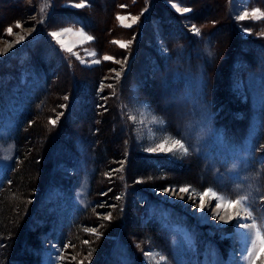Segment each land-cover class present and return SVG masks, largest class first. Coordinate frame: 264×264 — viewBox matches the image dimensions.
<instances>
[{
  "label": "rangeland",
  "instance_id": "rangeland-1",
  "mask_svg": "<svg viewBox=\"0 0 264 264\" xmlns=\"http://www.w3.org/2000/svg\"><path fill=\"white\" fill-rule=\"evenodd\" d=\"M96 1L94 0V3ZM115 1L118 6L112 17L103 14L101 21H98L94 20L96 12H88L91 21L97 24L98 43L105 50L103 54H99L91 44L92 40H84V37L79 35L82 31L85 36H91L89 33L81 26L62 21L64 12L79 9L74 5L82 2L86 4L84 0H0V66L3 70L7 69L5 74L0 72V183L15 159L13 131L18 116L24 111L26 103L36 90L44 86L43 80L32 73V69L36 67L26 61L29 46L45 42V46L41 45L44 47L42 54L46 47L56 56L65 53L67 65H64L66 69L63 75L67 77L71 67L79 75L74 78L76 84L71 86L72 90L67 86L51 116L46 119L48 126L54 128L52 134L56 133L58 139L52 154H58L60 162L57 166L54 164L52 169L48 168L47 172L50 173L41 175L42 182H47L48 174L52 179L45 184V194L40 195L42 202L38 207L42 213L46 209L55 212L56 217L54 213L53 220L50 221L37 213L34 215L35 221L31 229L40 228L34 234L33 242L38 249L35 254H26L28 261L35 262L37 253H40V264H44L45 260L47 264H92L95 258L94 247L104 244L101 254L105 255L109 251L114 254L112 259L122 262L124 251L121 243L129 238L130 241H135L133 250L140 254L142 264H249L244 257L247 255L246 247L250 244L235 239L237 224L234 220L224 223L220 219L215 221L209 217L199 218V194L206 189H213L219 195L233 199L238 194H248L249 203L256 210L254 215L258 218L264 216V149L261 147L255 151L258 140L264 136V117L261 114V111H264V50H258L259 53L254 54L251 51L246 53L245 46L246 41L250 44L249 40H264V18L253 19L251 15L253 8L264 12L263 2L154 0L151 7L152 0ZM100 2L102 0H98L96 6H100ZM108 2L109 0H106L104 7ZM227 2L234 30L222 19ZM53 7L55 9L52 11ZM177 7H187L191 11L178 12ZM167 10L181 21L180 25L194 40L197 47L191 45V51L202 55L201 59H207V62L202 64L199 59L197 65L196 58L187 56V39L184 43H173L170 50H167L163 41L164 35L160 33ZM244 12H248V16L238 20L237 17ZM118 15L127 17L124 23L132 24V17H136L137 21L131 27H124L117 20ZM203 17H208L205 19L206 24L204 20L202 23L197 22ZM211 21L216 25L211 24ZM17 22L22 25L20 28L16 27ZM192 25L200 29L199 35L192 32ZM212 26H218L226 39V45L222 44V49L220 48L222 55L215 62L214 58H211L214 54V44L207 32ZM9 27L12 28L11 35L6 31ZM141 30L146 34L141 36V40L136 44ZM52 32L61 34L58 38H53ZM20 36L25 39L17 43ZM113 41L131 43L127 48H121ZM262 43L264 45V41ZM143 45L144 48L152 49L159 57L166 58L172 50L169 65L165 67L164 72L169 73L165 74L170 76L171 80L170 87L168 85L167 88L176 92L174 96L163 95L165 82L160 85L162 90L159 91L158 74L153 61L144 55L140 56L144 51ZM258 45L261 46V42ZM234 46H237L238 54L232 63V73L226 78L224 71ZM68 48H71L72 52L67 51ZM132 49L136 50L137 56L132 74L126 80L122 77V72L124 73L128 66V56L131 55ZM46 52L50 53L48 50ZM241 52L246 55L240 58ZM105 56H111L113 59L105 60ZM96 60L100 62L95 63ZM205 64L209 67H205ZM56 66L59 67L58 64ZM98 70L101 74L92 89L83 79H93L96 74L94 72H99ZM118 72L119 78L116 75ZM151 81L155 84L153 89H150ZM207 81L213 87L218 84L222 95L229 90L231 95L228 100L235 106L234 109L231 108L228 102V107L234 114L230 120L233 117L238 119L235 125L229 123V120L218 119L217 126L215 119L218 110L227 107L219 102L216 108L214 104H206L203 90ZM91 93L96 97V114L100 116L106 113L109 117L110 130L107 138L112 140L117 156L113 159L114 165L105 171L109 179L107 191L116 188L119 194L112 201H108L109 203L107 200L101 201L98 207H102V210L94 212L95 223L86 222L87 226L82 224L86 238L80 236L77 246H85V249L71 253L69 249L75 248L76 244L63 242L61 245L59 237L57 238L59 227L68 220L70 214L75 212L77 215L81 210L91 211L95 208V202L88 196V179L93 167L88 168L85 162L92 159L87 151L90 145L89 137H93L98 131L95 126H99L101 120L93 121L89 106L81 108L83 103H92V99H88ZM65 96L68 99H64ZM86 98L89 100L88 104ZM240 105L241 107H237ZM129 115H133L134 119L129 120ZM153 117L159 119L154 120ZM50 120H56V124L52 125ZM233 125L234 129L231 130L230 126ZM119 135L122 146L120 141L115 142ZM173 139H180L185 144L188 149L186 154H181L178 150L159 151L157 145L167 140L165 147H170ZM50 141L52 140H45L47 148L50 147ZM37 142L41 143L39 139ZM260 145H264V140ZM149 148L157 150L151 152L147 150ZM101 149L103 153L106 152L105 148ZM133 154L153 156L157 159V164L154 169L150 165L142 166L138 160L131 158ZM49 164L51 162L46 166ZM196 164L198 168L190 173V165ZM146 168L155 171V179L166 182L164 187H148L144 184L150 176L149 173L141 174ZM81 170L83 173L79 181L74 174ZM181 187H189L193 191L188 194L180 193ZM165 189L175 190V193L166 192ZM103 193H100V196ZM209 197L212 203L207 209L213 211L218 202L223 204L211 196L205 197V202ZM131 202L134 208H131ZM126 207H129L127 210L131 215L135 209L141 220L138 222V216L131 220H121ZM117 213L120 214L119 218ZM105 216H111V219L106 220ZM156 219L162 228V231H158L165 247L153 240L154 236H157L149 230L157 227L154 224ZM45 224L48 228L44 229ZM136 225L139 228H147L136 231ZM86 229H95L99 238ZM123 232H126L125 236H122ZM141 233L147 235L143 240L138 235ZM237 242L242 245L239 247ZM87 248L91 252H86ZM157 253L166 259L160 261ZM147 254L152 255L151 261ZM60 255L64 257L63 260L56 259ZM256 264H259V261Z\"/></svg>",
  "mask_w": 264,
  "mask_h": 264
},
{
  "label": "trees",
  "instance_id": "trees-1",
  "mask_svg": "<svg viewBox=\"0 0 264 264\" xmlns=\"http://www.w3.org/2000/svg\"><path fill=\"white\" fill-rule=\"evenodd\" d=\"M86 2V6L82 9H71L70 11H66L62 14V21H64L67 24H72L75 26H81L87 33H89L93 39L91 41V44H93L94 49L99 54H103L105 50L101 47V45L98 43V32L96 31V23L94 21H91L90 13L88 12H96L94 15V20H100L102 19L103 14H108V16L112 17L114 15V10L118 6L115 0H109L106 7V0H102L100 2V6H96L97 4L94 3V0H84ZM154 0L151 2V7L154 5ZM255 3H261L264 0H254ZM226 7L224 8V16L222 19L225 20L227 26L230 27L231 30H234V27L232 26L231 18H230V11H229V4L228 2L225 3ZM101 7L102 10L100 9ZM55 8H52V11ZM106 12V13H105ZM98 14V15H97ZM195 14V13H194ZM93 15V14H92ZM149 16V15H148ZM199 16V15H198ZM208 18V17H206ZM206 18L198 19L197 22L202 23L204 20V24L207 22L205 21ZM195 20V19H194ZM180 20L177 18H174L171 13L167 10L164 13L163 18V26H161L160 33H163L164 35V43L167 47V50H170V47L173 43L178 44L179 42L184 43L186 40V46L189 48H186L187 56L196 58L195 62L196 64H199V59H201L202 55L199 53L192 52V46H196L194 43V40H192L191 37L188 36L187 31L180 25ZM215 23L211 21V24ZM105 25V23L103 24ZM216 25V23H215ZM214 25V26H215ZM105 27V26H104ZM103 27V31L105 30ZM140 36H138L136 40V44L141 40V36L144 34L142 30L140 31ZM208 35L210 37L211 42L214 44V54L211 58H214V62L220 58L222 55V44L223 46L226 45V39H224V34H222L219 31L218 26L212 27L210 29H207ZM173 36H176L173 38ZM105 38V36L103 37ZM106 39V38H105ZM191 40V41H190ZM246 41L245 46L247 48V52L249 51L256 53L258 50H264V45H262L263 41H255L252 42V40ZM106 42V41H105ZM172 42V43H171ZM259 42H261V46L258 45ZM45 46V42H42L38 45L32 44L29 46V49L27 50V62L32 63L36 68L32 69V73L37 76L40 80H43L44 86L40 87L36 90L35 94L31 96V99L26 103L25 109L22 113L18 116V121L15 126V129L13 131V141L15 145V159L11 166L9 167L6 174L2 177L1 183H0V264L3 263H11L16 264L17 262H22V264H40V253H37L36 261H28L26 254H35V251L38 249L37 245L34 244V234L37 233L40 228L31 229L32 225L34 224L35 219L33 218L34 215L37 213L38 216H42L44 218H47V220L51 219L53 220V213L52 211H49V209H46V211L41 212V208L38 207L39 203L42 202V199H40V195L43 192V189L45 187V184L51 180L52 178L48 177L46 178V181L42 182L43 178L41 175L44 173H50L47 172L48 168H53L54 164L57 166V163L60 162V158L58 154H52L54 152L55 145L58 141L56 133L52 134V129L50 126H48V123L46 122L47 117L54 111L55 105L58 103V101L61 99L62 92L67 90V86L70 87L76 84V80H74L75 77L78 78V73L74 71L73 67H71L70 73L66 75L65 74V67L64 65H67V62L65 60V53L60 54L58 56L52 54V51L49 49V47L45 48L43 54L41 53V50L44 49L41 45ZM140 44V43H139ZM243 46V45H240ZM258 46V47H257ZM141 47V46H140ZM197 47V46H196ZM235 48L229 55L228 59V65L225 68L224 75L227 78L232 73V63L235 59V56H237V46H234ZM221 48V49H220ZM143 54L144 57H148V60L151 62L153 61L155 67H156V74H158V84H159V91L160 85L165 82V91L163 95L165 96H174L176 92L174 90H168L167 86L170 87V76H166L169 73L164 72V69L166 66L169 65V58L171 57L172 50L170 51L169 55L165 57H159L158 54H156L152 49L150 48H144L143 45ZM46 50L50 51V53L46 52ZM132 53L129 57L130 63L127 71L122 73V77L127 80L128 76L132 74L133 71V64L134 60L136 59L137 53L136 50L132 49ZM142 53V52H140ZM259 53V52H258ZM196 54V55H193ZM242 55H246L243 52L240 53V58ZM139 56V57H140ZM184 56V55H183ZM39 61H38V60ZM248 60V57L246 58ZM36 62V63H35ZM207 62V59H201V63L204 64ZM227 63V62H226ZM250 63V62H249ZM56 64L59 65V67L56 66ZM197 64V65H198ZM38 65V67H37ZM102 67V66H101ZM205 67H209L208 64H205ZM100 70V68H98ZM5 70H7L5 68ZM3 70L0 66V72L2 74H5L6 71ZM98 70V71H99ZM67 72V71H66ZM93 79L87 80L88 78H84L83 81L87 83V86L94 87L96 86V82L98 81V78L100 77L101 71L94 72ZM83 74V73H82ZM166 74V75H165ZM58 79V80H57ZM70 79V81L68 80ZM57 80V81H56ZM154 82L151 81V87L150 89H153ZM156 84V85H158ZM221 88L216 84L214 87L207 83L204 86V97L206 104H214L215 108L218 107V102L221 104H225L224 107L220 110H218V113L216 114V124L218 126V119L228 121L229 123H235L238 122V119L233 117V119L230 120V118L234 115L233 110L229 109V105H231V108L234 109V103L232 102L230 104V101L228 100L230 92L227 89L226 92L222 95L220 92ZM222 91V90H221ZM162 95V94H161ZM228 95V96H227ZM84 97V96H83ZM160 97V96H159ZM88 99H92V103L90 105H85L84 103L81 105V108H88L92 111V119L94 120H101V124L94 125L95 130L98 129L94 133L93 137H89L90 145L88 147L89 153L92 156V159L86 160L85 164L88 166V168L93 167L92 173H90V179H88V196L90 199H92L95 203L94 210H79L80 212L76 214L72 213L69 215V217L66 219L67 221L63 223L59 227L60 233H58L57 238L59 237L58 241L61 243L69 242L67 244H76L75 248L69 249V252L77 253L78 251H84V248L82 246H77L80 240V236H84V231H82V228L84 226H87L88 222L91 224L95 223L93 221L96 220V216L94 215V212H98L102 210V207H98L99 204H101L102 200H107L106 202H110L114 199L116 195L119 194V190L116 188H112V190L107 191L109 184L107 183L109 179L106 177V170L111 168L114 164L113 159L117 156L116 150L113 148L112 140L108 139V133L110 130V122L109 117L105 113L103 115H97V109L94 108V104L96 102V97L94 96V93H91L89 95ZM87 100V104L89 100ZM225 102V103H224ZM79 103V102H78ZM242 105V104H241ZM237 106V107H241ZM87 106V107H86ZM91 106V107H90ZM233 114V115H232ZM262 117H264V111L262 112ZM218 115L220 117L218 118ZM51 116V115H50ZM100 117V118H99ZM264 119V118H263ZM232 121V122H230ZM234 125L230 126L231 130L234 129ZM54 131V130H53ZM231 132V131H230ZM264 134V133H263ZM263 139H259L256 145L255 151H258L261 149V142L264 140V136H262ZM37 139L41 141V143L37 142ZM52 140L50 141V147L47 148V145L45 143V140ZM120 141V135L115 139V142ZM120 146H122L120 141ZM101 148H105L106 152L103 153ZM264 149V148H263ZM53 156V157H52ZM90 156V158H91ZM131 156V155H130ZM135 160H138L142 166L150 165L152 169H154L155 164H157V159H154L153 156H143L138 154H133L132 157ZM130 158V159H131ZM50 163L48 166H46L47 163ZM146 163V164H144ZM149 163V164H147ZM198 168L196 165H190V173L192 171H196ZM152 169L147 168L145 170L141 171V174L149 173V178L145 180V183L148 187H164L165 181L155 179L154 177L156 175L155 171H151ZM151 171V173L149 172ZM78 174H74V176L80 181V178L82 177L83 170L78 171ZM137 173V172H136ZM78 176V177H77ZM73 177V176H71ZM42 182V183H41ZM145 186V187H147ZM107 191V192H106ZM104 192V193H103ZM100 193L103 195L100 196ZM45 194V193H44ZM109 198V199H107ZM128 201V199H126ZM108 202V203H109ZM132 205V202H131ZM130 207V206H129ZM126 207L124 209L123 216L120 217L122 220L123 218H129L130 220L134 216H138V212L134 209L133 215L131 213H128V208ZM134 208L132 205L131 208ZM138 209L139 207L136 206ZM119 212H121L119 210ZM118 212V213H119ZM117 216L119 218L120 214ZM76 215V216H75ZM56 217V213H55ZM135 218V217H134ZM138 222L141 220V218L138 216ZM129 220V221H130ZM119 221V220H118ZM87 222V224H86ZM57 223V221H56ZM125 223V222H124ZM84 226H83V225ZM157 227L149 228V230H152V233L156 234L157 237L154 236L153 240H156V242H160L163 244V239L158 230L162 231V228L160 226V222L158 219L155 220V223ZM124 226V224H123ZM127 226V224L125 225ZM48 228V225H43V228ZM128 227V226H127ZM122 228V227H121ZM147 227L143 228L140 226V228L136 225V231L146 229ZM158 228V229H157ZM148 230V231H149ZM121 231V229H120ZM147 232V230H145ZM145 232V233H146ZM124 233V232H123ZM126 233V232H125ZM125 233L122 236H125ZM164 233V232H163ZM166 234V233H164ZM140 236V239H145V236H147L144 233L138 234ZM87 236V235H86ZM150 236V235H149ZM165 236V235H164ZM5 238V239H4ZM86 238V237H85ZM128 240H124V243H121L123 245V254L124 259L122 262H117L116 259H112L114 254L111 252H107L105 255L101 254L103 249V246H95L94 252H95V258H93L92 264H142L140 254L133 250V242ZM165 247V245L163 244ZM68 250V249H67ZM117 250V249H116ZM91 252L89 248H87L86 252ZM99 251V252H98ZM117 254V253H116ZM138 254V255H137ZM15 262V263H12ZM28 262V263H27ZM62 264V262L58 263Z\"/></svg>",
  "mask_w": 264,
  "mask_h": 264
},
{
  "label": "snow or ice",
  "instance_id": "snow-or-ice-1",
  "mask_svg": "<svg viewBox=\"0 0 264 264\" xmlns=\"http://www.w3.org/2000/svg\"><path fill=\"white\" fill-rule=\"evenodd\" d=\"M77 8H82L85 7L86 4L85 3H77L74 5ZM174 7H176V5H173ZM176 10L178 12H189L191 11V9L185 7V8H179L177 7ZM43 11V10H42ZM251 15L253 19H261L264 18V12H262L259 8H253L251 11ZM248 16V12H244L243 15H240L237 17L238 20H243ZM127 19V17L124 16H117V20L121 22V24L124 27H131L132 24H135L137 21L136 17H132V24H128V23H124L125 20ZM22 25L17 22L16 27L20 28ZM191 30L194 34L199 35L200 34V29L196 26V25H192ZM7 33L9 35L12 34V28L9 27L6 29ZM64 31H71V29H64ZM60 32H52L51 35L53 38H58L60 36ZM79 35L84 37V40L87 41H91L93 39L92 36H85V34L81 31L79 32ZM25 37L24 36H20V39L17 41V43H19L20 41L24 40ZM58 43H62L61 41L57 40ZM113 43L118 44L121 48H127L128 44L131 43V41L128 42H124V41H113ZM5 51H7V49H5ZM67 51L72 52L71 48H68ZM73 55H75V53H73ZM94 55V53H93ZM105 60H111L113 59L111 56H105L104 57ZM83 62V61H82ZM95 63H99V60L94 61ZM117 78H119L120 73L118 72L117 74ZM108 87H111V85H108ZM64 99H68L67 96L64 97ZM129 120H133L134 116L133 115H129L128 116ZM154 120H158L159 118L153 117ZM52 125L56 124V120H50L49 121ZM162 123V121H160ZM167 143V140L164 141V143H161L159 145H157V148L159 149V151L161 152H173L178 150L181 154H186L188 149L185 146L184 143L181 142L180 139H173L171 146L170 147H165V144ZM262 148H264V145L261 146ZM157 148H149L147 149L148 151L151 152H155L157 150ZM8 157L6 156L5 159H7ZM164 191L168 192V191H172L173 193H175V190H170V189H165ZM191 191H193L192 189H190L189 187H181L179 189L180 193H185L188 194ZM200 195V202H199V208L200 210H203L205 207V197L207 196H211L213 199L223 202V205L226 206L229 209H233L235 210V214L233 215L231 212L227 215V217L225 218V216L219 215V213H217V215L219 216V219L221 221H223L224 223H228L232 220H237V227L238 229H244L245 231L243 233H241V235H243L246 238V242H248L250 244V246L246 247V252L247 255L244 257V259L246 261L249 262V264H256L257 261H259V264H264V216H260L259 218L254 215V212L256 211L252 205L249 203V195L248 194H238L236 198H230V197H224L219 195L215 190L213 189H206L204 190L202 193L199 194ZM181 199H183V196H181ZM222 206L221 203H217L216 207L220 208ZM243 213V214H242ZM106 220H110L111 216H105ZM259 220V222H258ZM250 221V222H248ZM86 231L92 232L93 234L97 235V238H99V234L95 232V229H86ZM85 243H87V241H85ZM65 247H67V245H65ZM91 255V253L89 254ZM149 256V260L151 261L152 259V255L151 254H147ZM159 257L160 261H164L166 258L163 255L160 254H156ZM57 260H63L64 257L62 255L58 256L56 258ZM73 259H75V257H73ZM81 264H83V262H81Z\"/></svg>",
  "mask_w": 264,
  "mask_h": 264
},
{
  "label": "bare ground",
  "instance_id": "bare-ground-1",
  "mask_svg": "<svg viewBox=\"0 0 264 264\" xmlns=\"http://www.w3.org/2000/svg\"><path fill=\"white\" fill-rule=\"evenodd\" d=\"M215 2V1H214ZM201 3V2H200ZM214 10V9H213ZM217 11V10H216ZM158 15V14H157ZM230 16V15H229ZM222 17V16H221ZM234 19V18H233ZM5 20V19H4ZM223 21H225V20H223ZM223 23V22H222ZM213 27V26H212ZM243 27V26H242ZM212 203V199H210V197L206 200V202H205V207H204V209L203 210H200V213H199V218H200V216L204 219V218H207V217H209V218H211L212 220H218L219 219V216L217 215V213H219V215H222V216H225V218L227 217V215L231 212L233 215L235 214V210H233V209H229V208H227L226 206H224L223 204H222V206L220 207V208H217V207H215L214 209H213V211H211L210 209H207V208H209V206H210V204ZM243 214V213H242ZM221 221V220H220ZM221 222H223V221H221ZM234 222L237 224V220H235L234 219ZM236 228H237V234H236V237H235V239H238L239 241H242V242H244V241H246V238L243 236V235H241V233H243L245 230L244 229H238V227L236 226ZM245 243V242H244ZM237 245L240 247L242 244H241V242L240 243H238L237 242ZM236 256V255H235ZM238 261H239V259H238ZM44 264H47V261L45 260V262H44Z\"/></svg>",
  "mask_w": 264,
  "mask_h": 264
}]
</instances>
